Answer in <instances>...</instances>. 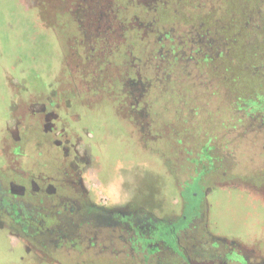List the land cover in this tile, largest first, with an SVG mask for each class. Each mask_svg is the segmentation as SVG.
Wrapping results in <instances>:
<instances>
[{"label": "rangeland", "instance_id": "rangeland-1", "mask_svg": "<svg viewBox=\"0 0 264 264\" xmlns=\"http://www.w3.org/2000/svg\"><path fill=\"white\" fill-rule=\"evenodd\" d=\"M226 1L0 0V155L13 97L55 90L61 107L69 103V163L89 202L173 221L166 237L158 228L152 240L130 241L105 229L88 244L75 213L57 216L49 201L27 194L19 223L15 211L0 212V264H183L178 250L210 264L225 258V242L264 257V44L237 61L236 42L229 60L233 49L218 31L239 15L230 13L237 3L225 15ZM243 2L252 42L263 30L264 0ZM161 31L170 42H159ZM135 79L142 98L131 109ZM8 126L15 133V122ZM33 135L21 167L59 168L54 145L40 130Z\"/></svg>", "mask_w": 264, "mask_h": 264}, {"label": "flooded vegetation", "instance_id": "flooded-vegetation-1", "mask_svg": "<svg viewBox=\"0 0 264 264\" xmlns=\"http://www.w3.org/2000/svg\"><path fill=\"white\" fill-rule=\"evenodd\" d=\"M168 35L169 38H166L165 42L171 41L170 34L168 33ZM168 45L171 47L170 43ZM169 52L168 48L165 58ZM159 57L161 56L159 55ZM175 59L176 56H174ZM130 60L131 62H127L128 66L130 65L131 70H135V58ZM130 84V91L132 98H134V103L131 107L133 109L135 108V99L139 100L138 98H142V92H137V79L130 82ZM58 94L59 92L53 90L48 93L36 94L32 98L29 97L27 101L19 97H13L10 102V114L8 118H5L4 124L8 140L2 138L1 141L2 150L0 158L4 160V166L0 168V201H5L6 204L5 206L0 204V212L3 213L4 210L15 211L18 216L13 212V218L17 217L18 220L15 222L19 223L21 221L19 209L24 206L21 200L27 194H30L39 202L49 201L52 204V209H55V212L52 209L51 211L57 214V216L58 214H62L63 211H68L70 216L75 213L79 222L78 225L81 230H84V235L86 236L83 239L84 243L85 241L88 244L96 242L99 237L98 234L105 229L118 234L119 239L122 238V233L128 234V236L126 235V239L128 238L130 241L137 238L152 240L154 237L153 233L158 228L165 229V237L168 236L170 233L168 230L171 231V225L173 224V221H168L169 218L157 220L150 213L142 209H130L126 211L118 209L110 210L89 202L87 198L88 194L80 183L79 174L75 171L74 166L69 163L72 152V135L67 132L68 125L64 119L67 116L66 110L69 103H65L61 107ZM60 94L65 95L64 92ZM42 101L43 104L41 103ZM59 112H61V115ZM9 121L15 122V133L9 129ZM39 130L43 136L42 138L55 147L56 152L54 155H51L53 163L58 164L62 162L59 168L57 167V169L49 173L41 171V168H38V166L39 172L35 171V167L31 171L22 168L19 163L20 157L24 156L25 153L23 152V142H29L31 140L30 137H33V134L38 133ZM22 132L27 134L23 136ZM9 139L10 144L7 142ZM46 217L50 216L43 215V222L46 220ZM2 219H0V228L6 226V221ZM53 221L54 219H52ZM48 223L51 224V221ZM67 226H69L68 222ZM41 233L42 231L39 232V234ZM175 236L176 233H174L172 239L176 243ZM59 238L63 241L62 236H59ZM76 239H78V236H76ZM70 242L74 243V248H77L74 238ZM215 242V244L218 243V241ZM224 244L228 250V253L224 256L225 258H216L210 264H264V257L256 255L254 251H250L249 247L245 245L235 247L233 242H225ZM175 253L181 258L183 264H194L190 260V256L186 250H178ZM230 254L233 255L231 261Z\"/></svg>", "mask_w": 264, "mask_h": 264}, {"label": "trees", "instance_id": "trees-1", "mask_svg": "<svg viewBox=\"0 0 264 264\" xmlns=\"http://www.w3.org/2000/svg\"><path fill=\"white\" fill-rule=\"evenodd\" d=\"M232 1H234V2H232ZM240 1V3H238L236 0H227L226 2H224V8H225V11H224V13H225V15H226V11H227V8H228V5L229 4H232V3H237V6H232V10L230 11V13H234L235 12V14L236 13H238V15H239V19H237V21L236 20H234V21H231V22H229L228 24L230 25V24H234L233 25V28H232V30H231V35L232 36H230V38H228V35H229V32H230V30H229V32H228V29H229V25L227 24V25H225V26H222V27H220L219 28V31H218V34H221L222 35V37L225 39V41H226V45H227V48H231L232 47V51L230 52V56L228 57L229 58V60H231L234 56H236V60L237 61H239L238 60V58L241 56V53H242V51L246 48L247 50L250 48V46H254L253 45V43L254 42H259V44L260 45H263L264 44V37H263V34H264V22H263V25H262V28H263V30H261L262 32H260V34L261 35H257L258 36V38H257V36L255 37V39H252V42H250L251 40H250V33L248 34V33H246L244 30H243V27H242V25H243V23L240 21V20H242V21H244L243 20V18H244V15H246L247 14V12L245 11V13L243 14L242 13V9H246V5H243L244 4V0H239ZM245 1H247V0H245ZM253 1H256V0H249V4L251 5L250 7H252V5L253 4H255V3H253ZM190 3V2H189ZM191 4V3H190ZM192 5V4H191ZM198 5V4H197ZM197 5H196V8H197ZM243 6H244V8H243ZM193 7V6H192ZM229 13V14H230ZM229 14H228V17H229ZM174 18V20H172L173 22H171V21H167V22H165V23H167V24H170V23H176L177 21H178V18H177V16H175V17H173ZM196 18V17H195ZM198 20H197V22H199V17L197 18ZM206 22H203L202 23V26L203 25H206L205 24ZM237 24V25H236ZM195 29H197V28H195ZM236 30H240V31H236ZM236 31V32H235ZM161 32H163L162 34H159L158 35V37H159V42H165V39L166 38H169V35H168V32L167 31H161ZM238 32V33H237ZM165 35V38L163 37ZM261 38V39H260ZM234 42V43H233ZM237 42V46H238V48L237 49H241V48H243V49H241V50H238V53H236V55H235V51H236V46H234V44ZM229 44H230V47H229ZM173 46H175L174 44H173ZM164 47V46H163ZM171 47H172V45H171ZM180 47V46H179ZM240 47V48H239ZM161 47H158V49H160ZM165 48V55H166V50L168 49V47H167V45L164 47ZM157 49V50H158ZM230 50V49H229ZM247 50L245 51V54H246V52H247ZM162 50H159L158 52H159V54H160V56L161 57H163V53L161 52ZM155 55H156V53L155 52H153ZM248 53V52H247ZM253 55H255V56H257V54L256 53H253ZM157 56V55H156ZM158 57H156V59H157ZM166 62H167V60H165ZM243 71H246V69L245 70H243L242 69V72ZM256 76V75H255Z\"/></svg>", "mask_w": 264, "mask_h": 264}]
</instances>
